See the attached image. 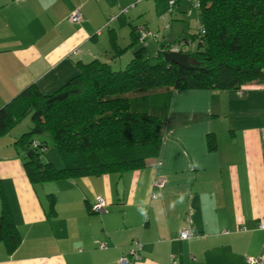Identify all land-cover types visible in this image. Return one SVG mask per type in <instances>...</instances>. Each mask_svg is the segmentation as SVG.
<instances>
[{"label": "crops", "instance_id": "1", "mask_svg": "<svg viewBox=\"0 0 264 264\" xmlns=\"http://www.w3.org/2000/svg\"><path fill=\"white\" fill-rule=\"evenodd\" d=\"M167 1L0 0V108L29 86L54 92L78 62L123 68L141 46L139 27L157 34L147 39L151 53L191 39L196 12L188 16L189 2L177 0L168 13ZM76 9L81 19L72 23ZM29 124L0 135V183L20 238L12 253L0 242V264H119L132 239L142 243L134 264L264 257V83L174 92L157 156L124 173L31 184L15 144ZM97 197L101 214L90 210ZM182 229L189 238L178 237Z\"/></svg>", "mask_w": 264, "mask_h": 264}, {"label": "trees", "instance_id": "2", "mask_svg": "<svg viewBox=\"0 0 264 264\" xmlns=\"http://www.w3.org/2000/svg\"><path fill=\"white\" fill-rule=\"evenodd\" d=\"M199 1L194 12L205 32L196 50L187 53L197 65L166 61L162 48L169 43L152 53L141 45L121 69L97 59L78 62L76 74L54 92L29 86L0 108V135L31 114V127L15 141L25 152L23 167L31 184L140 169L160 151L174 92L238 91L264 83V0ZM43 133L52 135L59 168L41 160L43 141L32 146L34 135ZM207 144L213 149L212 137ZM47 200L51 215L54 196L48 194ZM0 202V242L12 253L20 238L1 183Z\"/></svg>", "mask_w": 264, "mask_h": 264}, {"label": "built area", "instance_id": "3", "mask_svg": "<svg viewBox=\"0 0 264 264\" xmlns=\"http://www.w3.org/2000/svg\"><path fill=\"white\" fill-rule=\"evenodd\" d=\"M189 2V9L186 11V14L189 16L193 11L198 12L199 6H200V1L199 0H187ZM168 8L167 12L172 13L176 8H177V0H168ZM127 8H124L121 10L122 13L126 12ZM114 17H111L110 19H113ZM81 19V14L78 11V9L72 11L70 15L68 16V20L72 23H77ZM196 24H197V29L194 32L195 36L194 39H181L179 41L171 42L169 44H166L165 47L162 48L163 52H176V53H189L194 50H196V46L198 42L202 41V36L204 35V27L200 23L199 16L196 14ZM138 33H137V39L141 43L142 46H147V39L151 38L153 40H156L157 34L151 32L149 29L145 27H139L138 28ZM160 46V45H159ZM158 50V46L156 48ZM155 50V51H156ZM33 147H37L38 143L37 142H32ZM164 183L163 178H157L154 182V185L156 187H161ZM105 202L102 198L97 197L94 201V203L91 205L90 210L93 213H103L105 211ZM259 228H262V225H258ZM190 234L188 230L182 229L179 232V238L180 239H187L189 238ZM99 248L105 249L106 245L103 243H100L98 245ZM142 249V243L138 239H132L129 248L125 254H122L118 258V263L119 264H134L139 260L140 257V252ZM246 261L249 264H264V257H247Z\"/></svg>", "mask_w": 264, "mask_h": 264}, {"label": "rangeland", "instance_id": "4", "mask_svg": "<svg viewBox=\"0 0 264 264\" xmlns=\"http://www.w3.org/2000/svg\"><path fill=\"white\" fill-rule=\"evenodd\" d=\"M147 50L150 52L151 51L150 47ZM114 69H121V68H114ZM18 124H20V125H18ZM25 124L26 125H28V124L32 125L31 114L30 113H28L16 125L21 127V126H24ZM34 138L39 139V140L43 141L46 144L45 151L43 152V154H41V160L43 162H50L55 167H60L62 165V160H61V157H60L59 153L56 151V149L54 147L52 135H50L49 133H43V134H39V135L38 134L34 135Z\"/></svg>", "mask_w": 264, "mask_h": 264}, {"label": "water", "instance_id": "5", "mask_svg": "<svg viewBox=\"0 0 264 264\" xmlns=\"http://www.w3.org/2000/svg\"><path fill=\"white\" fill-rule=\"evenodd\" d=\"M163 57L166 61L184 68H190L192 65L198 64V62L187 53L163 52ZM30 153L31 150L27 152V155Z\"/></svg>", "mask_w": 264, "mask_h": 264}]
</instances>
